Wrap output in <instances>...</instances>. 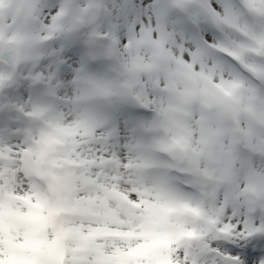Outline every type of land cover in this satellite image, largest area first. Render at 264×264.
Returning a JSON list of instances; mask_svg holds the SVG:
<instances>
[{
	"label": "snow or ice",
	"instance_id": "6c2138e0",
	"mask_svg": "<svg viewBox=\"0 0 264 264\" xmlns=\"http://www.w3.org/2000/svg\"><path fill=\"white\" fill-rule=\"evenodd\" d=\"M0 264H264V0H0Z\"/></svg>",
	"mask_w": 264,
	"mask_h": 264
}]
</instances>
